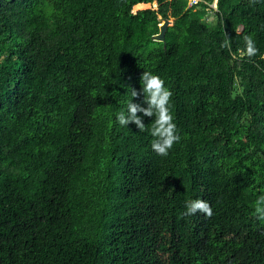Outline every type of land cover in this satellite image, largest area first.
<instances>
[{"label":"trees","instance_id":"1","mask_svg":"<svg viewBox=\"0 0 264 264\" xmlns=\"http://www.w3.org/2000/svg\"><path fill=\"white\" fill-rule=\"evenodd\" d=\"M212 1L0 0V264H264V0ZM143 71L166 156L115 122Z\"/></svg>","mask_w":264,"mask_h":264},{"label":"clouds","instance_id":"2","mask_svg":"<svg viewBox=\"0 0 264 264\" xmlns=\"http://www.w3.org/2000/svg\"><path fill=\"white\" fill-rule=\"evenodd\" d=\"M213 1L215 5V0ZM247 45L248 54L255 53L256 49L251 40L247 41ZM139 83L141 85L139 93H142L143 101L147 106L133 102L132 97H136L138 91L131 87V98L126 100L124 109L115 114V122L120 126H127L129 122H133L139 131H144L145 123L142 121V116L137 113L154 117L152 126L149 129L151 136L154 137L151 142V148L157 155L166 156L173 144L180 139L176 131V125L168 110V98L171 92L165 87L163 79L150 71L141 73ZM197 212L211 216L212 208L204 199L186 200L182 214L194 215ZM254 213L257 220L264 221V192L258 194L255 198Z\"/></svg>","mask_w":264,"mask_h":264},{"label":"water","instance_id":"3","mask_svg":"<svg viewBox=\"0 0 264 264\" xmlns=\"http://www.w3.org/2000/svg\"><path fill=\"white\" fill-rule=\"evenodd\" d=\"M146 4H148V6H146L144 8H147L151 5V4L149 5V3H146ZM138 9H140V8H138ZM135 10H137V9H135ZM158 19L160 21L159 30H158V33H156L152 36V38L157 40V41H164L165 31H166L167 27L172 24V21L170 19L164 18V17H159Z\"/></svg>","mask_w":264,"mask_h":264},{"label":"rangeland","instance_id":"4","mask_svg":"<svg viewBox=\"0 0 264 264\" xmlns=\"http://www.w3.org/2000/svg\"><path fill=\"white\" fill-rule=\"evenodd\" d=\"M179 2H182V0H178ZM212 3H214V1L212 2ZM211 3V4H212ZM186 4H189L188 3V0H186ZM148 5V4H147ZM150 5V4H149ZM150 6H153L154 8H156V6H157V4H156V2H153V3H151V5ZM149 6V7H150ZM144 8V7H143ZM135 9H137V8H134L133 7V10H135ZM178 13H180V10L177 8L176 10L174 9H172V8H170V20H172L173 19V17H175Z\"/></svg>","mask_w":264,"mask_h":264},{"label":"built area","instance_id":"5","mask_svg":"<svg viewBox=\"0 0 264 264\" xmlns=\"http://www.w3.org/2000/svg\"><path fill=\"white\" fill-rule=\"evenodd\" d=\"M198 1L199 0H188L189 4H187V5L188 6H192V5L196 4ZM211 6L214 7L215 6L214 3H212Z\"/></svg>","mask_w":264,"mask_h":264}]
</instances>
